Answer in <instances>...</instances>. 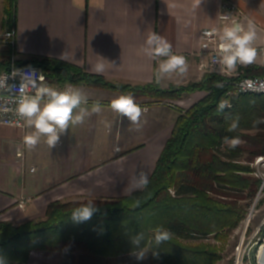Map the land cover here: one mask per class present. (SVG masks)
Listing matches in <instances>:
<instances>
[{
	"label": "crops",
	"instance_id": "crops-1",
	"mask_svg": "<svg viewBox=\"0 0 264 264\" xmlns=\"http://www.w3.org/2000/svg\"><path fill=\"white\" fill-rule=\"evenodd\" d=\"M224 1L239 5V23L255 22L258 38L253 46H264V0H202L199 6L196 0H17L14 50L18 59L55 58L113 83L181 86L206 74L200 69L208 60L201 33L226 26L220 20ZM1 3L4 9L5 0ZM153 32L171 44L174 54L189 55L185 76L157 82L159 60L143 51ZM97 62L104 63L103 73L93 70ZM253 66L263 68L260 61ZM72 87L87 95L89 108L99 100L102 111L70 127L56 147L49 149L42 138L28 150L23 136L33 129L0 126V224L43 219L57 201H116L140 191L130 188L132 177L141 170L149 179L153 175L181 113L156 104L140 105L146 111L137 127L109 107L122 94ZM205 95L191 94L189 107ZM261 259L264 263V250Z\"/></svg>",
	"mask_w": 264,
	"mask_h": 264
},
{
	"label": "trees",
	"instance_id": "trees-1",
	"mask_svg": "<svg viewBox=\"0 0 264 264\" xmlns=\"http://www.w3.org/2000/svg\"><path fill=\"white\" fill-rule=\"evenodd\" d=\"M7 23L16 27L17 0H5ZM13 48V47H12ZM0 61V72L10 69L15 50ZM18 66L40 67L61 86H86L97 89H124L102 76L55 58L32 56L18 59ZM243 77L264 76V69L253 65L243 69ZM233 78L206 73L200 81L161 90L158 85H137L135 91L155 90L162 96L182 98L184 93L206 95L178 117L146 188L116 201L91 200L98 211L83 222L72 219L74 209L85 201L53 202L45 218L23 224H0V256L7 264H26L32 250L74 253L89 256L116 255L133 251L130 237L143 232L144 246L150 250L149 264H210L216 252L182 245L178 240L221 237L245 220L250 203L263 179L252 174L249 165L264 156V95H229ZM217 84L222 85L217 87ZM231 102L223 111L222 102ZM239 117V127L228 132L231 118ZM239 136L241 143L230 148L223 138ZM248 163V164H245ZM173 190V193L171 192ZM139 199V206L135 201ZM163 226L172 233L169 241L155 248L150 243L153 231ZM153 251L158 256L153 255Z\"/></svg>",
	"mask_w": 264,
	"mask_h": 264
},
{
	"label": "clouds",
	"instance_id": "clouds-1",
	"mask_svg": "<svg viewBox=\"0 0 264 264\" xmlns=\"http://www.w3.org/2000/svg\"><path fill=\"white\" fill-rule=\"evenodd\" d=\"M201 2L202 0H196L197 6ZM257 38V26L251 19L248 20L247 26L239 22L224 26L220 35L216 62L228 70H235L237 65L247 66L255 63L260 54L253 46ZM143 51L149 58L159 60L157 82L172 75L183 77L187 74L188 62L186 58L183 55L174 54L171 44L155 32L149 34ZM114 63L113 61L111 64L114 65ZM93 70L96 73H103L104 63L97 62L93 66ZM11 76L20 78L19 88L14 89V86L7 84L8 75H6L0 77V90L8 91L14 95L18 93L14 111L24 121L26 127L33 129L23 136V144L28 150L35 149L42 138L49 149L56 147L61 135L65 134L70 127L81 125L87 118L102 111L99 100L94 101L89 108L88 97L82 90L72 86L57 90L43 83L45 79L43 74L37 76L34 70L25 72L21 69H14ZM221 86L217 84V87ZM230 106L228 102L222 101L218 105V109L223 111ZM109 107L119 118L126 117L131 124L137 127L140 126L141 117L146 111L132 95H119L113 98ZM3 110L8 111L6 107ZM260 123H264V118L254 120L253 126ZM106 126L111 128L110 124H106ZM238 127L239 117L236 116L231 118L227 131L235 132ZM223 143L230 148H235L241 143V140L239 136H225ZM116 150L119 151V148L117 147ZM148 183V172L141 170L138 175L132 177L130 191L142 190L147 187ZM139 204L140 200L137 199L135 206L138 207ZM96 211L98 209L95 204L89 200L74 209L71 215L75 222H83L89 220ZM171 237L170 230L163 226H157L153 231L150 243H153L157 248L162 243L169 241ZM130 241L133 245L132 255L137 260L145 259L147 253L154 249L144 246L145 235L143 232L131 236ZM153 255L158 256V253L153 251ZM0 264H7L6 258L0 256Z\"/></svg>",
	"mask_w": 264,
	"mask_h": 264
},
{
	"label": "rangeland",
	"instance_id": "rangeland-1",
	"mask_svg": "<svg viewBox=\"0 0 264 264\" xmlns=\"http://www.w3.org/2000/svg\"><path fill=\"white\" fill-rule=\"evenodd\" d=\"M7 16L3 9V5L0 0V37L4 35L7 31L15 30L7 23ZM9 45L0 41V61L3 59H9L7 51L9 50ZM12 48V47H11ZM14 49V48H12ZM15 57L16 63L18 58L16 54H12L11 63ZM192 83V82H191ZM189 83L185 84L188 85ZM125 85V84H121ZM72 86V85H71ZM183 86V85H181ZM136 86L130 85L128 88H117L108 91L118 92L122 95H132L139 105L150 106L153 104L165 106L171 109H175L179 113L184 112L189 108L191 103L190 97L193 93H184L181 97L177 98L173 96H162L155 90L142 92L141 90L135 91ZM161 90H166L168 88H161ZM105 90V89H104ZM262 156L256 157V159L249 165L255 172L252 174L255 177H260L263 179L262 186L258 191L257 196L254 200H246L242 203H250L248 213L246 218L242 223L235 229L224 232L221 237L210 235L207 239L199 240H178L184 246L191 248H199L204 251L216 252L214 256V261L210 264H234L236 252L239 244L245 241L247 244L253 239L252 244L259 242L255 248V253L259 252L260 246L263 244L264 239V162L257 164V159ZM248 164V163H245ZM173 193V190H171ZM41 220V219H36ZM10 222V221H7ZM3 223V222H2ZM14 223V222H12ZM15 224V223H14ZM20 225V224H16ZM261 240V241H260ZM33 259L26 264H149L150 263V251L147 253L145 259L137 260L132 251L116 254V255H101V256H89L74 253H64V252H48L43 250H32L30 257Z\"/></svg>",
	"mask_w": 264,
	"mask_h": 264
},
{
	"label": "built area",
	"instance_id": "built-area-1",
	"mask_svg": "<svg viewBox=\"0 0 264 264\" xmlns=\"http://www.w3.org/2000/svg\"><path fill=\"white\" fill-rule=\"evenodd\" d=\"M241 13L240 7L237 3L233 1H224L222 6V11L220 13V20L225 24L229 25L231 23L238 22V15ZM227 17V19H225ZM207 33V34H206ZM222 34V30L218 28L213 29H205L201 33V47L203 51L207 54L208 60L202 61L200 64V69L205 73H216L221 74L223 76L231 77L232 80L229 81V86L231 90L229 95L234 97L236 95H243L248 92V90H264V76H256V77H243L242 69L250 66V65H237L235 70H228L219 63L216 62L218 45L220 42V35ZM15 37L16 31L10 30L7 31L2 37H0V41L11 46L15 47ZM258 50L257 61L251 65H254L261 62V66L264 68V46L256 47ZM183 55L187 62L189 59V55ZM14 69H21L25 72L33 71L35 75L43 74L44 81L48 86L54 87L57 90H63L69 85L61 86L51 80L45 72L36 66H18L16 63L15 57L12 60L11 66L9 70L0 72V77L8 75V79L6 81L7 84L14 86V89H18L20 86V78L17 76L13 78L11 73ZM18 97V93L15 95L8 91L0 90V126L14 127L26 130L24 121L19 118L15 113L16 103L15 100ZM231 103V102H228ZM7 108L8 111H4V108ZM18 156L21 157L22 153H18ZM257 164L264 162V156L259 157L257 159ZM23 207V205H21ZM264 223V222H263ZM253 239L250 240L247 244L245 241H242L236 252V257L234 264H264L261 259V252L264 248V239L262 240L263 244L260 246L259 252L255 253V248L259 244V242L251 245ZM261 241V240H260Z\"/></svg>",
	"mask_w": 264,
	"mask_h": 264
},
{
	"label": "bare ground",
	"instance_id": "bare-ground-1",
	"mask_svg": "<svg viewBox=\"0 0 264 264\" xmlns=\"http://www.w3.org/2000/svg\"><path fill=\"white\" fill-rule=\"evenodd\" d=\"M245 94L264 95V90H261V91H259V90H248V92L244 93L243 95H245ZM238 96H240V95H236V97H238ZM263 250H264V248H263Z\"/></svg>",
	"mask_w": 264,
	"mask_h": 264
}]
</instances>
